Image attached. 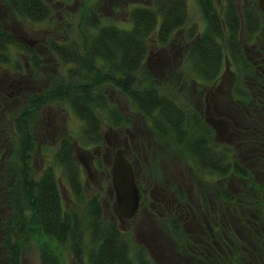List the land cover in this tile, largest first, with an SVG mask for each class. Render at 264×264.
Masks as SVG:
<instances>
[{
  "label": "trees",
  "instance_id": "trees-1",
  "mask_svg": "<svg viewBox=\"0 0 264 264\" xmlns=\"http://www.w3.org/2000/svg\"><path fill=\"white\" fill-rule=\"evenodd\" d=\"M195 1L204 20L201 32H195L194 24L187 27V0H152L125 12L127 28L102 23L91 10L81 44L50 38L47 49L62 63L73 64L69 77L77 82L60 81L47 91L27 94L25 105L18 115H11L8 126L6 111L0 114V128L11 147L5 159L1 157L0 167V206L5 208L0 209V256L8 264L21 263L31 236L39 246L40 264H64V248L76 264H84V258L88 264H151L146 248L136 245L116 220L104 217L99 192L86 199L81 214L63 205L56 167L62 169L75 200L84 197L69 135L60 132L52 164L38 176L33 173L39 147L33 126L54 99L69 103L84 122L83 136L95 145L102 142L96 110L112 115L115 126L124 118L123 123H130L116 105H108L99 87L105 82L128 97L149 119L155 134L170 140L177 153L182 151L201 170L217 177L212 180V210L197 211L201 226L192 234L176 217L167 216L175 243L173 264H264V2L246 1L238 11L234 0ZM0 2L13 15L31 21H43L51 14L45 0ZM186 31L181 38L179 34ZM173 39L182 44L180 65L172 66L168 74L150 70L149 43L168 52ZM19 45L27 50L34 72L41 73L37 53L0 27L1 64L12 61L11 47ZM166 76L178 83L164 81ZM192 86L196 93H207L212 87V96H223V112L236 119L237 148L213 138L210 142L209 125L181 101ZM5 103L0 100V111ZM238 150L246 152L247 162L236 157ZM232 179L235 189L229 185Z\"/></svg>",
  "mask_w": 264,
  "mask_h": 264
},
{
  "label": "rangeland",
  "instance_id": "rangeland-1",
  "mask_svg": "<svg viewBox=\"0 0 264 264\" xmlns=\"http://www.w3.org/2000/svg\"><path fill=\"white\" fill-rule=\"evenodd\" d=\"M50 8L51 14L43 21H31L19 18L11 13L4 4L0 2V27L8 29L15 36L16 39L22 41H29L28 46L37 53L42 65L40 66L41 73L36 74L32 64L29 62L27 50L19 45L11 47V60L8 64L0 63V83L5 82L11 85L13 91H7L12 95L7 96L6 99V116L5 125H9L11 115H18L22 107L25 105V96L30 93L44 92L50 89L54 84L60 81L74 80L72 76L69 77V69L72 63H62L58 56L47 49L49 47V40L53 38L61 43L74 41L82 43V35L89 30L88 26H84L85 17L91 11H95L102 23H115L122 27H129L130 23L127 21V13L132 6L136 5H150L152 0H45ZM249 0H234L238 11L241 10L244 3ZM264 2V0H262ZM118 5L115 7V5ZM188 3V18L189 23L187 27L193 26L195 32H201L204 28V20L195 0H187ZM188 31L181 32L179 36H187ZM182 45L176 39L169 44L170 48L166 49L158 47L155 43L150 42L148 45V66L150 70L158 71L159 73H167L172 66L180 65L179 55L182 52ZM184 46V45H183ZM168 53L171 54L169 58ZM16 66V67H15ZM173 68V67H172ZM170 73V72H169ZM228 76V75H226ZM231 77V75H230ZM164 81L171 82L178 81L175 79L163 78ZM228 82V78L225 80ZM180 83V82H179ZM227 84V83H226ZM222 90L225 89V85ZM7 86V85H6ZM101 92L105 96L109 106H117L122 111L123 117H128L130 123H123L125 118L119 120V125L115 126L112 122V115H109L104 110H96L97 115L101 119L99 133L102 137L100 145H95L87 141V137L83 136L84 122L81 121L67 101L54 99V102L42 110L41 117L37 120L35 127L33 126V134L39 142V147L35 157L33 158L32 166L34 175H39L42 168L46 165L52 164L53 153L57 149L58 137L60 132H65L74 141V158L78 163L81 171L82 182L84 185L83 199L81 201L75 200V194L70 189L66 176L63 175L62 169L56 167V174L60 184V191L62 193L63 205L81 214L84 211L86 199L94 193H100V200L102 202V209L105 218L114 219L117 221L120 229L129 234L132 241L136 245H143L146 248L147 256L151 264H173L172 257L174 254L175 243L168 231L167 216L169 219L177 216L174 213H169L160 218L150 212H139L128 220L120 221L115 211L110 207L113 203L114 197L111 199L108 196L110 184V166L113 157V151L109 154H104V145L107 141H112L113 132L122 130L123 136L127 138L128 145L134 147V151L141 153L139 157L141 164L135 162V171H139L140 184L142 189H145V194H148L152 187L156 186V191L166 190L167 193L171 191L185 195L181 199L183 203L189 201L194 207V215L198 217V212L203 210H212V180H216V176L212 173L201 170L199 166L189 160L172 147V143L166 137L159 136L155 132H151V123L148 118L138 110L137 106L125 95H123L118 88L114 87L109 82L100 84ZM179 86H177L178 89ZM20 88V89H19ZM196 88L191 87L189 95H181L182 102L186 103L190 110L200 114V118L205 122L206 119V93H196ZM221 90V87H220ZM220 95V94H219ZM223 96H212V120H227L232 127L233 140L232 147H236L235 140L238 137L239 131L234 129L231 121L222 118L223 115H215L213 109V101L220 98L219 103L223 108L226 102ZM11 99V100H10ZM218 110V109H217ZM220 112V110H218ZM223 114V113H222ZM209 117V116H208ZM229 118V117H228ZM230 119V118H229ZM206 123V122H205ZM227 127V126H226ZM225 125L221 136L216 135L215 129L210 130V142L212 138L223 143H227V139L231 138V132L226 131ZM9 128V127H8ZM219 128V127H218ZM228 129V128H227ZM0 128V145L3 148L0 150V167L3 165L1 157L5 159L9 152L10 143L5 139V133ZM13 130H11V135ZM237 135V136H236ZM10 136V131L8 133ZM12 136H16L13 134ZM15 138H11L15 140ZM141 142V143H140ZM174 149V150H173ZM129 151H127L128 153ZM131 155V159L133 154ZM238 159L247 162L248 156L245 151H237L235 153ZM5 156V157H4ZM103 158L106 162H103ZM110 160V162H109ZM135 161V160H134ZM98 162L102 163L99 167ZM131 162V161H130ZM83 163L89 167L87 170ZM92 163V166H91ZM146 165V166H145ZM148 165V166H147ZM96 167L97 170L94 168ZM150 168V169H149ZM102 171V173H101ZM152 172V173H151ZM223 186L227 181L221 182ZM230 188L235 189L237 183L234 179L229 182ZM177 186L183 189V192H178ZM188 190V192L186 191ZM110 191V190H109ZM155 194V191H154ZM180 195H178L179 197ZM149 200L151 198H148ZM103 202L107 206L103 205ZM209 205H211L209 207ZM199 208V209H198ZM0 209H5L0 206ZM6 211V210H5ZM185 209H182V216H184ZM153 212V213H152ZM3 213V212H0ZM195 221L200 223L195 217ZM180 225L182 223L179 221ZM201 224V223H200ZM187 227L194 229L193 222L187 224ZM0 256V264H6V259ZM61 258L64 264H76L69 251L64 248L61 253ZM84 264H88L84 258ZM20 264H40V251L36 239L31 236L29 244L24 250Z\"/></svg>",
  "mask_w": 264,
  "mask_h": 264
},
{
  "label": "flooded vegetation",
  "instance_id": "flooded-vegetation-1",
  "mask_svg": "<svg viewBox=\"0 0 264 264\" xmlns=\"http://www.w3.org/2000/svg\"><path fill=\"white\" fill-rule=\"evenodd\" d=\"M22 42L25 43L26 45L29 44V41L24 40V39L22 40ZM5 84L7 86L5 85V87H3L4 84L0 83V100H1V102H4V101L6 102V99L8 98L7 96L12 95V93L6 92V90L7 91H9V90L13 91L11 88L12 87L11 85L7 84L6 82H5ZM207 98H209V100L206 101V109H205L206 119L204 118V120L212 130V87H210L209 92L206 93L205 99H207ZM218 99L220 100V98H217L215 101H213V103H214L213 104L214 114L215 115H220V114L223 115L222 118L230 120L231 121L230 123L233 125L234 129L238 130L235 117L230 112L224 113L223 108L221 109L218 107V106L222 107V105L219 103ZM221 103H222V101H221ZM5 105H6V103H5ZM217 109L220 110V112ZM5 111H6V109H4V110L1 109L0 114L2 116L5 115ZM221 121L226 122V124H225V127L227 126L226 131L228 133L231 132L232 137L227 139L228 140L227 143L231 144V142L234 138L233 134H235V133L233 132V130H231L232 127L230 126V124L227 120L222 119ZM223 126H224L223 124L220 126V129H219L220 131L218 133V136L222 135L223 130H224ZM121 131L122 130H119L118 133H117V131L113 132L112 141L111 140L107 141V143L104 145L103 157H105V155L109 154L111 151H113V156H114L115 151L117 149L121 148L124 156L129 161H131L132 166H133V164L135 165V162L137 161V163H139V169H140L141 161H140L139 157L141 156V153H139L138 151H134V147L129 146L127 144L128 143L127 138L124 136L122 138V132ZM151 132L153 135L154 131L152 129H151ZM2 148H3V146L0 145V150ZM127 151H129V152L127 153ZM130 154H133L132 159H131ZM112 159H113V157H112ZM112 159H111V162H112ZM102 161L106 162L104 158ZM109 162H110V160H109ZM83 166L87 170L89 169V167L86 163H83ZM91 166H92V163H91ZM94 169L97 170L96 167ZM133 169L135 170V166H133ZM101 173H102V171H101ZM139 176H140V173H139V171L137 172V170H136L135 181H136V185L139 189L140 200H139V207L137 209L135 216H137L139 214V212H142V211L145 213L150 212V209L153 210V212H154V213L152 212L153 214H156L160 218L165 217L168 214V212L174 213L177 216L178 221H180L182 223V227L185 229V231L188 234H192L196 228H199L201 226V224L196 222L194 219V217H195L198 220V218L193 214L194 210H195L194 207H192V205L189 201H186V203L181 202L182 200L178 197L179 194L177 195L176 193H174L172 191L170 193H167L166 190H161V191L157 192L155 185L152 187V189L149 191L148 194H142V191L143 190L145 191V189H142ZM177 188H179L180 190L183 191V189H181L179 186H177ZM109 190H108V196H109V198L112 199L114 193H113L111 185L109 186ZM154 191H155V194H154ZM186 191L188 192L187 189H186ZM148 198H151V199L149 200ZM103 205L107 206V208H108V205H106V203L103 202ZM110 207L115 211V213H116V215L120 221L125 220L121 217V215L117 209V206L115 205L114 200H113V203ZM182 209L186 210L184 213V216H182V214H183ZM103 214H104V212H103ZM190 219H191V222H193V224H194V229L187 227V224L190 222ZM6 264H8V263H6Z\"/></svg>",
  "mask_w": 264,
  "mask_h": 264
},
{
  "label": "water",
  "instance_id": "water-1",
  "mask_svg": "<svg viewBox=\"0 0 264 264\" xmlns=\"http://www.w3.org/2000/svg\"><path fill=\"white\" fill-rule=\"evenodd\" d=\"M226 122L212 120L216 135L221 125ZM219 127V128H218ZM110 183L114 193V201L123 219L132 218L139 206V190L135 183V175L130 161L124 156L121 148L114 153L110 166Z\"/></svg>",
  "mask_w": 264,
  "mask_h": 264
}]
</instances>
